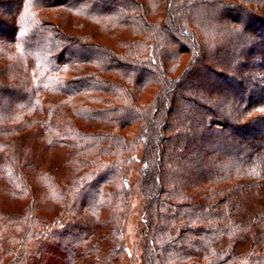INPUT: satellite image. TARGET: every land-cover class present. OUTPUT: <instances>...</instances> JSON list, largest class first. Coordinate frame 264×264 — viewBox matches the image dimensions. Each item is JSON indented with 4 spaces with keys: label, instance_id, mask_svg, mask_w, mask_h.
<instances>
[{
    "label": "rangeland",
    "instance_id": "obj_1",
    "mask_svg": "<svg viewBox=\"0 0 264 264\" xmlns=\"http://www.w3.org/2000/svg\"><path fill=\"white\" fill-rule=\"evenodd\" d=\"M118 1L0 0V85L8 90L0 106V120L10 114L31 119L24 130L10 137L14 144L11 150L0 154V264L150 261V219L140 181L144 146L138 139L129 148H110L104 137H93L111 133L123 143L136 138L141 129L137 111H143L163 91L161 72L166 68L167 78L175 80L195 52L177 53V46L185 48L186 43L183 28L176 29L174 18L182 12L179 4L185 0H175L172 7L169 0ZM104 3L119 6L113 12L105 9ZM127 16L135 22L126 21ZM141 18L157 26L165 21L174 23L171 28L178 39L173 42L165 37L169 51L165 63L156 49L154 56L147 53L150 40L143 33ZM179 19L184 21L185 13ZM25 31L32 32L33 37L22 38ZM143 41L146 43L141 46ZM232 52L223 55L225 62H234L235 51ZM137 59L133 68L127 65ZM144 60H156L161 65L159 73L135 69L142 68ZM244 60L240 57L238 62ZM263 63L264 57L250 61L249 68L255 69L244 70L241 89L264 87V70L258 72L264 69ZM52 66L61 73L62 92L49 88V84H37V79ZM50 80L43 78V83ZM192 83L196 87L200 81ZM129 86L135 90L131 94ZM251 93L241 109L253 102L256 95ZM231 96L227 94L226 99ZM209 126L224 130L220 121H211ZM103 145L111 155L96 157ZM211 145L208 147L216 153L230 149L233 156L243 154L231 144L221 148L219 144ZM130 155L132 159L126 162ZM211 168L205 166L203 170H209L212 176ZM97 175L104 180L98 182ZM258 175H262L258 180L251 176L241 181L243 186L255 184L253 196L236 195L223 209L229 217L223 219L225 224L219 230L227 232L222 236L223 243H228L225 248L231 243L230 249L234 245L236 257L260 254L264 247L258 234L263 222L257 218L259 207L264 214V172ZM193 200L199 202L200 197ZM234 223L250 229L240 231L241 227H233ZM226 227L235 230L228 231ZM237 263L246 262L242 259ZM237 263L231 260L227 264Z\"/></svg>",
    "mask_w": 264,
    "mask_h": 264
},
{
    "label": "trees",
    "instance_id": "obj_2",
    "mask_svg": "<svg viewBox=\"0 0 264 264\" xmlns=\"http://www.w3.org/2000/svg\"><path fill=\"white\" fill-rule=\"evenodd\" d=\"M130 3L133 2L130 0ZM174 3L175 0H169L170 7ZM97 4L94 3V8ZM115 6L119 5L104 3L103 7L114 12L117 9ZM120 7L128 6L121 4ZM179 7L182 12L174 21H177V30L183 28L186 46H177V53L189 54L194 51L192 61L175 80L167 78L166 68H163V91L143 111H137L141 116V129L136 138L126 143L111 133H98L93 138L104 137L110 148L122 145L129 148L138 143V139L144 146L140 181L146 194L145 211L150 219L148 238L153 244L148 264H227L231 260L237 263L242 259L246 262L244 264L264 263L263 246L260 254L236 257L232 249L234 245L230 249L231 243L228 248H225L228 243H223L222 236L227 232L219 230L225 224V217H229L223 210L227 203L236 195H252V191L256 190L255 184L243 186L241 181L251 176L258 180L262 175H256L264 172V87L253 88L257 89L254 91H249L248 86L241 89V77L246 73L244 70L249 68L250 61L255 57H264V0H185ZM183 13L184 21L179 19ZM141 19L143 33L150 40L147 53L154 56L156 49L162 53L160 57L165 63L169 53L164 43L165 37L173 42L178 39L176 30L171 28L174 23L165 21L157 26L145 21V18ZM125 20L135 22L130 16ZM23 36L33 37L32 32H26ZM145 43L143 41L141 46ZM230 51H235L233 63L225 62L222 58ZM240 57L246 60L238 62ZM138 60L129 61L127 65L133 68V63ZM159 65L156 60H144L142 68L137 66L135 69L142 73L157 74L161 67ZM249 69L254 70L255 66ZM261 70L264 69L260 68L258 72ZM60 74L58 68L48 67L44 76L37 79V84H49V88L62 92ZM43 78L51 80L43 83ZM193 81L200 83L192 87ZM129 87L127 91L131 94L134 89ZM7 91L0 85V106ZM251 92L256 95L253 102L241 109L245 97ZM227 94L232 95L230 99H226ZM129 97L133 98L134 95ZM224 99L226 101L223 102ZM236 103L239 105L236 106ZM130 108L127 107V110ZM180 112L185 114L181 115ZM30 121L26 115L25 118H14L10 114L7 119L3 115L0 120L1 155L13 147L10 137L20 129L24 130ZM211 121L222 122L224 130L210 127ZM211 143V147L219 144L220 148L231 144L233 148H240L243 154L233 156L230 149L216 153V150L208 147ZM101 147L96 157L111 155L106 150L107 146ZM115 156L122 159L121 155ZM129 159H132L131 155L126 162ZM205 166L212 167V176L209 170H203ZM100 175H97L98 182L104 180H100ZM23 177L20 173V178ZM196 196L200 197L199 202L193 200ZM258 209L257 218L263 222L262 231L258 234L264 245L263 208ZM233 225L237 229L241 227L238 223ZM249 229V226L241 227L240 231ZM227 252L229 255L226 256ZM201 259L206 260V263Z\"/></svg>",
    "mask_w": 264,
    "mask_h": 264
}]
</instances>
